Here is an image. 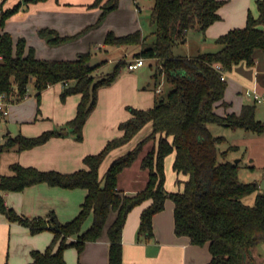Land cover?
<instances>
[{
  "label": "trees",
  "instance_id": "trees-1",
  "mask_svg": "<svg viewBox=\"0 0 264 264\" xmlns=\"http://www.w3.org/2000/svg\"><path fill=\"white\" fill-rule=\"evenodd\" d=\"M39 1L45 0H22L0 11V94L20 99L33 84L39 103L43 89L63 82L60 99L64 101L68 95L79 93L80 100L75 115L62 128L47 129L32 136L5 133L0 149L32 148L53 136L63 135L64 130L81 141L84 123L96 107L99 88L112 84L128 63L120 59L111 72L103 75L96 70L105 60L90 66L93 53L89 50L79 52L73 59L39 58L31 46L26 53L25 38L19 37L15 42L11 33L2 27L22 2ZM223 3L224 0H153L150 10L155 26L153 41L148 42L147 35L139 29L119 35L112 30L106 33L104 44L138 46L134 57L155 60L151 76L154 103L147 108L128 106L130 116L118 125L122 133L107 140L98 152L86 154L83 163L87 168L62 172L14 162L10 164L11 174L0 175L3 191H18L39 182L87 191L78 213L65 222L58 221L53 212L46 218H28L6 206L0 195V212L9 220L27 226L31 233L44 229L53 233L45 249L31 250V260L26 264H68L63 254L65 248L74 246L80 253L88 241L102 235L111 213L114 217L106 229L108 264H122L121 233L128 212L151 200L140 214L138 227L139 236L149 239L153 235L152 218L164 208L167 198L174 202V232L188 236L193 244L208 242L211 259L207 264H264V258L260 260L252 254L259 244L264 245V189L256 182L239 179L238 163L227 157L236 146L220 149L225 138L213 135L210 130V124L215 123L264 133V122L255 117L254 103L242 105L238 113H218L217 108L228 107L230 102L224 99L227 81L215 67L219 64L227 72L241 61L248 66L254 64L255 49L264 50V31L260 26L264 24V0H256L257 16L248 12L244 26L231 28L215 38L217 50L192 56L175 55L172 51L174 42L184 40L188 31L204 32L218 20V9ZM118 5L119 0H93L90 4L101 7L99 20ZM38 33L50 44L65 42L71 37L59 35L49 27L40 28ZM160 77L171 85L166 95H162L163 90L157 91ZM147 124L150 132L116 156L100 177L99 167L109 154L128 144ZM146 145L149 148L142 155ZM170 153H173L176 190L165 187L164 163ZM139 157L140 167L147 173L146 183L135 193H126L118 188V177ZM255 191L253 204L242 200ZM90 216L91 224L83 229ZM71 236L76 239L68 241Z\"/></svg>",
  "mask_w": 264,
  "mask_h": 264
},
{
  "label": "crops",
  "instance_id": "crops-1",
  "mask_svg": "<svg viewBox=\"0 0 264 264\" xmlns=\"http://www.w3.org/2000/svg\"><path fill=\"white\" fill-rule=\"evenodd\" d=\"M21 1L0 0V6L5 9ZM92 2L93 0L22 2L19 10L6 19L4 30L10 32L9 25L12 19L15 17L25 18L29 16V11L35 8H37L38 12L41 9L53 11L51 16L53 17L52 20H54L55 16L62 18L64 15L62 16L61 14L70 12L67 6L80 4L90 5ZM132 3L134 6L137 5L136 0H132ZM122 9L130 11L128 6L122 7ZM132 11H135V7ZM248 12H251L254 16L258 15L256 0H224V3L218 9V13L220 14L218 20L210 24L204 32L190 30L198 32L196 38L198 42H201V47L195 54L217 50L219 46L215 43V38L231 28L244 26ZM39 24H46V27L53 28L59 33V30L56 28L58 25L55 23H43L42 21L37 26ZM132 24V28L136 30V25L133 22ZM260 26L264 31V24ZM190 31H188L184 40L188 39ZM41 41L44 40L42 39ZM27 45L26 42V47ZM105 47L106 44L103 43L101 48L104 49ZM79 52L82 51H77V55ZM192 55L187 54V56ZM93 56H96L99 61L101 60L97 53H93ZM254 58L255 62L252 66H248L244 61H241L234 64L232 69L225 73L227 87L225 89L224 99L230 102V105L223 107L224 111H218L217 109L218 113L224 114L229 111L238 113L242 105L252 104L256 101L257 103H261L262 106L257 107L255 105V117L264 122V50L260 48L255 49ZM153 62L155 64L154 59ZM133 70L124 68L121 76L116 81L108 86L99 88L96 107L84 123L83 139L81 141L75 140L73 135L69 134L67 130H64L63 135L53 136L46 142L32 148L23 150H17L15 148L0 149V175L11 174L10 164L14 162H18L24 166H34L41 170L55 169L62 172L87 168L83 163V157L86 154L98 152L107 140L122 133L118 125L130 116V112L128 109L126 110L125 106L132 103V98L127 100L126 94H141L142 101L135 103L136 108H147L154 103L155 90L141 92L138 88L137 74L134 77L130 76V72ZM160 84L161 82L159 81L157 87L161 88ZM30 86L33 87V84L29 85L24 97L20 99L15 96L8 97L9 113L5 117L0 114V146L5 140V133H9L12 136L19 133L26 136L36 135L47 129L62 128L75 115L80 94H70L62 101L60 99V93L64 87L63 82L50 84L41 91L39 111L35 109V103L37 102L35 96L36 89ZM231 87H233V91L235 92L240 89H244V91L246 89H255L261 94L262 99L258 101L248 96H243L246 98L245 100L242 98L239 99L238 95H231ZM143 89H146V87ZM10 123L17 125L16 131L13 132L9 127ZM2 126L5 130L7 129L6 132L1 131ZM146 128L150 129V125H146L143 129ZM143 129L128 144L113 150L105 160H113L116 156L133 147L138 140L146 136L141 135L144 131ZM233 129L243 131L239 132V136L234 137L228 143V146H236V149L235 151L232 150L234 153L229 151L227 157L233 159L237 149L244 146L249 164L264 167V133L256 134L243 128ZM170 161L172 162L173 158ZM124 171L120 173L118 183ZM137 172L139 175L137 174L136 178H140L142 181L141 184L143 183L142 186H144L147 180V173L141 169L140 161ZM177 188L175 184L173 190ZM122 189L126 193H135L141 188L127 187ZM86 192V189L80 187L64 188L53 186L46 182H39L26 186L18 191L0 190V195L3 197L6 206L13 208L17 213L28 218H46L49 213L53 212L58 221L65 222L72 219L78 213ZM150 202L151 200H145L141 204L134 206L126 216L121 233L122 264H207L211 259L208 242L202 245L193 244L188 236L177 235L174 232V202L172 200L166 199L164 208L154 214L152 218V237L145 239L139 236L140 214ZM113 217L114 215L109 216L102 235L96 240L88 241L80 253H78L74 246V250H69L70 246L66 248L63 253L66 262L68 264H108L109 239L106 229ZM91 221L92 217L90 216L85 222L83 229L87 228L91 224ZM52 237L53 233L48 229L31 233L27 226L17 221L9 220L5 213L0 212V264L28 263L31 260V250L45 249ZM75 239L76 236H71L68 238V241Z\"/></svg>",
  "mask_w": 264,
  "mask_h": 264
},
{
  "label": "rangeland",
  "instance_id": "rangeland-1",
  "mask_svg": "<svg viewBox=\"0 0 264 264\" xmlns=\"http://www.w3.org/2000/svg\"><path fill=\"white\" fill-rule=\"evenodd\" d=\"M137 5L134 6L132 0H119L118 7L109 12L103 19L99 20L101 14V7H91L90 5H73L67 6L68 11L64 14H61L63 17H56L53 19L51 16L53 11H49L48 9L37 10V8L29 11V16L25 18L15 17L11 20V24L9 25V30L12 35L13 40H16L19 37H24L27 42V47L25 52L29 51V46H31L35 52V55L39 58H50V59H73L77 57V51H90L91 53H97V55L101 58V60H105L99 67L98 74H106L113 70L116 62L120 59L130 60L134 58V54L138 51V46H112L106 45L103 49L101 45L103 44L104 37L106 33L110 30L114 31L116 34H125L131 31H134L132 22L136 25L137 29L141 31L142 34L147 35L148 42L153 41L154 39V24L150 19V10L153 4V0H136ZM129 7L130 11L127 9H122V7ZM135 7V11L134 10ZM139 7V8H138ZM3 8L0 6V11ZM119 9V11H118ZM23 10V9H22ZM118 11V12H117ZM117 12V13H116ZM60 18V19H57ZM55 23L58 25L56 28L59 30V35H68L71 36L65 42L59 44H50L47 42L46 38L39 35L38 30L42 27H46V24L38 23ZM45 21V22H44ZM4 30V26L2 27ZM197 33L194 31H190L188 34L187 40H176L172 45V51L175 55H187L194 54L199 51L201 47V42L197 40ZM44 41H41V40ZM200 43V44H197ZM209 44V43H207ZM100 47V48H99ZM119 48V49H118ZM127 49V51H125ZM73 56V57H72ZM72 57V58H67ZM99 62V61H98ZM247 65V64H246ZM126 68V66L124 67ZM123 68V69H124ZM123 71V70H122ZM154 73V62L151 58H145V64L132 72H130V76L134 77L135 74L138 76V88L141 92L149 90H154V82L151 77ZM121 76V73L118 77ZM115 79V81L118 79ZM159 81L161 82L160 86L163 90L162 95H166L171 85L165 80L164 77H160ZM32 87V86H30ZM34 87V86H33ZM32 87V88H33ZM146 87V89H143ZM227 87V86H226ZM231 95L239 96V99L245 100L246 96L245 90L240 89L238 91H233V87H231ZM32 90V89H30ZM44 90V89H43ZM244 91V92H243ZM244 96V97H243ZM132 98V103L125 106L126 110L128 106L136 107L135 103H140L142 101L141 94H126V99L129 100ZM257 107L262 106L261 103L254 102ZM40 101L39 103H35V109L37 111L40 110ZM218 111H224V108L221 106L217 108ZM232 109V108H231ZM150 125V124H147ZM9 127L12 131H16L17 125L10 123ZM145 128V127H144ZM144 131L141 135H147L150 131L149 128L143 129ZM210 130L213 135H220L225 138V141L219 145L220 149H224L228 146V143L233 140V138L239 136V132L243 131L240 129H233L230 127H226L218 124H210ZM1 131H7L2 126ZM42 132V131H41ZM40 132V133H41ZM147 133V134H146ZM39 134V133H38ZM37 135V134H36ZM149 145L145 146V150L142 155L147 151ZM235 151V150H234ZM232 153H234L232 151ZM247 153V152H246ZM245 153V147L241 146L237 149V152L234 154V161L238 163V177L241 181L244 182H256L259 185L260 189H264V167L259 165H251L249 164V160L247 159V154ZM140 155V157L142 156ZM140 157L136 159V161L132 164L130 168L123 172L120 177V181L118 183L119 188L123 191L122 188L127 187H139L142 188L140 178H136ZM173 158V153H170L165 158L164 170H165V187L168 190H173L175 187L174 178L175 173L172 169V162L170 161ZM110 160V159H109ZM105 160L101 165L99 172L100 177L103 176L107 167L111 163L112 160ZM109 163V164H108ZM132 189V188H131ZM255 192H252L242 198V200L248 204H253L255 200ZM171 200L170 198H167ZM55 214V213H54ZM110 215H113L111 213ZM109 220V219H108ZM68 248V247H67ZM66 249V248H65ZM73 246H70L69 250H74ZM252 254L258 257L260 260L264 258V245L259 244L255 249H253Z\"/></svg>",
  "mask_w": 264,
  "mask_h": 264
},
{
  "label": "built area",
  "instance_id": "built-area-1",
  "mask_svg": "<svg viewBox=\"0 0 264 264\" xmlns=\"http://www.w3.org/2000/svg\"><path fill=\"white\" fill-rule=\"evenodd\" d=\"M145 58L144 57H134L130 60H128V63L126 65V69L128 70H133L139 66H141L142 64H144ZM216 69H218L219 71H221V78L225 79V71L222 70L221 66L219 64L215 65ZM157 91H161V88L158 87ZM246 96L248 97H252L254 100H258L260 101L262 99L261 94H259L255 89H247L245 91ZM8 97L5 93H1L0 94V114L1 116L5 117L6 115H8L9 113V109H8ZM0 142H1V138H0Z\"/></svg>",
  "mask_w": 264,
  "mask_h": 264
},
{
  "label": "water",
  "instance_id": "water-1",
  "mask_svg": "<svg viewBox=\"0 0 264 264\" xmlns=\"http://www.w3.org/2000/svg\"><path fill=\"white\" fill-rule=\"evenodd\" d=\"M98 58L96 57V56H93L92 58H91V60H90V66H95L97 63H98ZM237 161V160H236ZM235 161V162H236Z\"/></svg>",
  "mask_w": 264,
  "mask_h": 264
}]
</instances>
